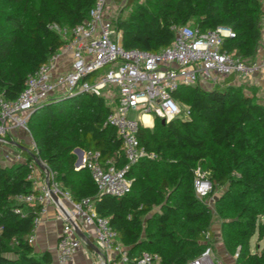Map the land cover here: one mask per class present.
I'll list each match as a JSON object with an SVG mask.
<instances>
[{"label": "trees", "instance_id": "16d2710c", "mask_svg": "<svg viewBox=\"0 0 264 264\" xmlns=\"http://www.w3.org/2000/svg\"><path fill=\"white\" fill-rule=\"evenodd\" d=\"M95 1L0 0V96L15 100L28 76L62 49L66 41L50 25L82 23ZM262 15L261 0H154L124 20H112L125 49L150 53L173 42L174 25L190 24L202 32L227 27L235 36L224 40L223 49L252 61L263 38ZM229 82L211 89L183 86L174 98L188 107L185 119L155 118L152 128L139 127L140 144L157 158L130 168L132 191L123 197L100 194L86 168L75 170L76 148L99 152L102 162L118 168L127 164L116 130L106 125L112 109L102 96L79 93L40 105L28 124L36 146L32 155L57 173L75 201L93 199L127 247V264H139L146 252L160 255L157 264H188L206 248L207 232L212 240L214 217L222 220L224 245L236 264H264V250L250 251L258 229L264 237L258 223L264 217V104ZM31 162L29 157L11 167L0 164V264H53L50 252L36 253L29 241L41 206L18 200L35 192L27 179ZM207 162L213 189L200 200L195 171ZM226 186L217 198L216 191Z\"/></svg>", "mask_w": 264, "mask_h": 264}, {"label": "built area", "instance_id": "2783aa9c", "mask_svg": "<svg viewBox=\"0 0 264 264\" xmlns=\"http://www.w3.org/2000/svg\"><path fill=\"white\" fill-rule=\"evenodd\" d=\"M261 20L264 38V0ZM110 0H96L89 16L74 27L50 25L66 42L61 50L49 58L35 74L29 75L23 91L15 100L0 96V145L16 132H28L32 112L60 92L72 97L79 93L102 96L111 107L106 125L112 126L122 142L127 160L123 168L113 162H102L99 152L81 150L75 163V170L86 168L100 194L123 197L132 191V181L127 172L142 160L156 159L155 152L148 151L138 139L141 125L147 127L144 117L160 118L169 122L183 114V104L174 94L183 86L199 85L206 89L234 78L229 84H239L241 79L264 77V54L246 61L223 49L226 38H233L234 32L227 27L202 32L194 25H174V40L157 53L138 49H125L121 43V32L116 30L110 12ZM66 54L71 62L65 71L60 64ZM108 70L100 73L102 69ZM108 93L112 95L107 96ZM110 101V102H109ZM135 112L136 118L130 113ZM188 113V111H187ZM34 150L36 146L34 143ZM30 163L27 179L33 184L34 193L20 195L18 200L40 207L39 216L47 212L50 204L58 211L62 229L57 245L58 264H74L77 253L83 246L73 221L79 228L81 223L93 228L96 245L105 252L102 264H127L128 249L120 241L118 233L106 217L100 216L91 198L77 202L71 192L61 187L57 173L41 161ZM41 168L44 177L35 169ZM195 191L200 200L209 196L213 184L209 177L195 171ZM58 197V201L54 200ZM214 201L209 206L214 207ZM35 231V230H34ZM34 232L29 237L34 242ZM211 232L206 233L207 246L188 264H216L210 245ZM158 253H144L139 264H157Z\"/></svg>", "mask_w": 264, "mask_h": 264}, {"label": "rangeland", "instance_id": "374dc122", "mask_svg": "<svg viewBox=\"0 0 264 264\" xmlns=\"http://www.w3.org/2000/svg\"><path fill=\"white\" fill-rule=\"evenodd\" d=\"M154 0H110V12L112 14V18L115 20L118 19H126L129 17V15L135 11L139 6H145V5H150L153 3ZM4 8H8V5H3ZM16 7V6H13ZM3 9L0 8V28L3 27L4 25V20H3ZM108 70V68L102 69L100 73H103L104 71ZM221 82V81H219ZM237 88L241 89V92L243 95H250L255 98L258 102L264 104V87L263 86H258L256 83H254L253 78L252 79H241L239 81V84H236ZM112 95L111 93H108L107 96ZM60 92L56 93L54 98L60 97ZM110 102V101H109ZM187 111L188 107L183 106V114H182V119H185L187 116ZM131 118H136L137 114L135 112L130 113ZM47 117L44 116L42 121L46 122ZM152 128V127H151ZM28 132H20L17 134V136H9L8 142L1 144L0 145V164L3 166H15L16 164L22 163L24 160V157H27V160H29V157L35 160L34 156L32 155L35 153L34 150V138L33 134L30 131V126L28 125ZM14 141L15 143H18L21 145V148H27L28 151L26 153H22V149L12 143ZM5 147V148H4ZM76 149H81V148H76ZM74 149V153L77 154L76 156L81 155L79 151ZM83 150V149H81ZM6 153V156H3V153ZM30 155V156H29ZM8 156L10 158V161H7ZM38 172L40 171V176L44 177V173L40 170V168L36 166L35 168ZM196 170L200 171L202 174H205L207 177H211L212 173L209 170V164L208 162L204 165H198ZM226 187L219 188L215 196L217 198H220L224 191L226 190ZM215 210V209H214ZM147 219H144V226L147 223ZM259 224L263 225L264 228V217L259 220ZM211 227L212 231L214 232V236L212 238L211 242V247H212V254L213 258L216 262V264H236V257L230 255L224 245V232L222 230V220L214 217L213 220L211 221ZM144 235V233H143ZM224 249L228 253V256L224 253ZM264 250V237L260 236V231L259 229L256 232V235L251 239L250 241V251L252 253H255L257 251H262ZM225 257V258H224Z\"/></svg>", "mask_w": 264, "mask_h": 264}, {"label": "crops", "instance_id": "0c3cea01", "mask_svg": "<svg viewBox=\"0 0 264 264\" xmlns=\"http://www.w3.org/2000/svg\"><path fill=\"white\" fill-rule=\"evenodd\" d=\"M263 54H264V38H262L261 40L259 50L256 56L263 55ZM70 62H71V55L66 54L63 62L60 64L59 70L61 72L67 70ZM227 80L233 81L234 78H229ZM253 80H254V83H256V85L264 87V77L263 76L255 77L253 78ZM153 126H154V120H152L151 124H149L147 127H153ZM19 133L20 132L14 133V136H17V134ZM13 142L14 141H12V143ZM21 149L26 151L25 148H21ZM6 153L7 152L3 153L2 155L6 156ZM24 160L27 161V157H24ZM7 161H10L9 156H8ZM38 173H40V171ZM61 229H62V221L58 218L57 208L54 204H50L47 208V212L40 215L39 222L37 223V226L34 231L35 239L33 242V246L35 248V252L38 254H42L46 251L50 252L53 258V264H58L57 245H58L59 234L61 232ZM80 229L86 235L88 240L94 245H96L93 228L85 226L84 224L81 223ZM97 248L99 252L91 248L83 240V246L81 250L77 253L74 264H102V261L106 257V254L98 246ZM224 253L226 254V256H228V253L226 252L225 249H224Z\"/></svg>", "mask_w": 264, "mask_h": 264}, {"label": "water", "instance_id": "95a60500", "mask_svg": "<svg viewBox=\"0 0 264 264\" xmlns=\"http://www.w3.org/2000/svg\"><path fill=\"white\" fill-rule=\"evenodd\" d=\"M38 109V107L37 108H35L34 110H33V112H32V114L36 111ZM162 122L163 123H166V120H162ZM13 144L14 145H16V146H19V147H22L21 145H19L18 143H15V142H13ZM26 150H27V148H25ZM77 151H79V152H81V149H76ZM34 158H35V160H36V162H37V164L41 167V168H43V169H46V166H44V164L41 162V160L36 156V155H34ZM80 163V159H78L77 161H76V164L78 165ZM54 200L57 202L58 201V197L57 196H54ZM72 222V224L74 225V228H75V230H76V232H77V234L91 247V248H93V249H95V250H97L98 252H99V250H98V248H97V246L96 245H94L93 243H91L89 240H88V238L86 237V235L82 232V230L73 222V221H71Z\"/></svg>", "mask_w": 264, "mask_h": 264}, {"label": "bare ground", "instance_id": "6f19581e", "mask_svg": "<svg viewBox=\"0 0 264 264\" xmlns=\"http://www.w3.org/2000/svg\"><path fill=\"white\" fill-rule=\"evenodd\" d=\"M144 120L148 125L151 124V118L149 116H145Z\"/></svg>", "mask_w": 264, "mask_h": 264}]
</instances>
